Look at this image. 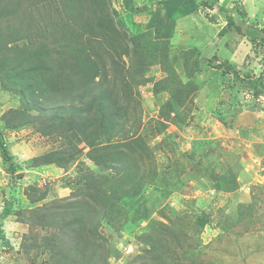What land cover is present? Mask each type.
I'll return each mask as SVG.
<instances>
[{"label":"rangeland","instance_id":"374dc122","mask_svg":"<svg viewBox=\"0 0 264 264\" xmlns=\"http://www.w3.org/2000/svg\"><path fill=\"white\" fill-rule=\"evenodd\" d=\"M219 1L228 10L213 19L235 23L224 35L217 25L202 48L170 43L169 66L181 72H138L133 35L157 37L127 24L133 0H0V130L13 157L5 163L0 150V264H264V184L222 116L261 108L264 92L257 100L196 60L264 83V45L244 33L263 26L244 0ZM147 6L136 22L151 16ZM243 37L252 61L233 64L227 49Z\"/></svg>","mask_w":264,"mask_h":264},{"label":"crops","instance_id":"0c3cea01","mask_svg":"<svg viewBox=\"0 0 264 264\" xmlns=\"http://www.w3.org/2000/svg\"><path fill=\"white\" fill-rule=\"evenodd\" d=\"M137 1H141V3H135L136 0H133L135 7L151 4V16L146 18L145 21L136 22L135 19H133V12L129 9L125 13V18L130 28L132 27V30L134 29L136 30L135 32H139L142 30V26L148 25L153 29L157 38H171L170 41L172 44L184 50L206 46L208 38L212 34V30L216 29L215 26L221 24L216 23L219 19H213V16H217L218 14L214 12L215 8L212 9L208 6H204L201 0ZM242 3L245 12H247L249 16L257 18L260 25L264 27V0H244ZM203 9L206 11L204 15L199 13ZM225 24L227 23H222L218 30L224 28L226 26ZM185 27H187V30H185ZM176 30L182 33L176 35ZM246 40L247 38L243 37L234 52H232L234 49L233 47H228L231 49L227 50L230 53L229 55H231L230 61L233 62V64L237 61L241 63L252 61V59H247V57L250 55L253 56V44L249 43V40ZM238 58H240V60ZM182 67L181 64L180 66L176 65L175 68L177 72H181ZM237 107L241 108V111L237 110L235 113H232L226 112V110L223 112V126L225 129H231L233 136L236 137V146H242V149L246 150L247 157L244 158L243 164L247 166H251V164L255 165L258 170L256 176L258 179L257 182L264 184V174H259L260 170H264V162L262 167H258L259 165L256 163L257 161L264 160V106L258 108L256 106L247 107L241 104ZM247 186H249V184H247Z\"/></svg>","mask_w":264,"mask_h":264},{"label":"trees","instance_id":"16d2710c","mask_svg":"<svg viewBox=\"0 0 264 264\" xmlns=\"http://www.w3.org/2000/svg\"><path fill=\"white\" fill-rule=\"evenodd\" d=\"M104 0H94V2H100V4L103 2ZM202 4L204 6H208L209 8H216L219 7L221 10L223 11H227L228 7H224V5H220V1L219 0H201ZM101 10H98L96 8L95 10V16H102L103 13L105 12L104 10L106 9V5H101L100 6ZM239 6L235 9H238ZM131 10V12L136 13L137 11L141 10L139 8H134L133 4L131 3V6L129 8ZM101 11V13H100ZM117 16L118 12L115 9H112L111 11V16ZM110 16V15H109ZM88 26H91V28L89 29L92 30V27H94V29L97 28L98 26V22L95 23L94 25H91L90 22L86 23ZM235 24L233 19L231 17H229V19L227 20V25L222 28L220 30V34L224 35L229 28ZM83 27V26H82ZM108 27H111L110 25ZM85 28V27H83ZM239 30L243 31L240 26H238ZM87 29V28H86ZM104 30L101 32L100 36L103 34ZM151 32V30L149 31ZM244 33L246 34V36L251 39L254 43H258L260 42L261 45H264V27L260 28V27H255L252 26L244 31ZM95 34L92 33L91 36H94ZM133 37L135 38V43H134V48H133V52L136 55L137 53H140V59H141V64L139 65L138 63H135L134 60L132 61V68L136 69V71L140 72L141 69L147 66H150L152 64H159L162 68L167 67L169 65H171V57H170V52H171V47H170V39H166V38H148L146 36V32L142 31L140 33H137L135 35H133ZM145 39L147 40V43H142L143 41H145ZM131 49H129L127 51V53H130ZM80 53H83L84 55H88L86 58H83V64L86 66H92L95 69V74L100 73L99 69L100 66L97 63L98 60H92L91 56L92 54L89 53H85V51L81 50ZM38 55V54H37ZM36 55V56H37ZM189 58V56L187 55L185 57V60L183 63H187V59ZM198 62V69L202 70L203 67L206 66H211L213 68L219 69L221 70L222 76H223V82L226 85H229L230 87H234L237 83L240 84L241 86H243L244 88L250 90L253 92V94L255 95L256 98H259L258 95H260L262 92H264V83L261 81L262 79L260 78H254L248 74H242L239 69L235 68L234 66H232L230 63H216L215 61H213L214 59H208L205 60L204 62L199 64L198 59H196ZM144 62V65H143ZM147 62V64L145 63ZM100 63V61H99ZM185 63V64H186ZM170 68H172V71L175 72L176 68L174 69L173 66H169ZM88 71H90L88 69ZM177 71V70H176ZM21 77H19L18 79H20ZM94 76H91V79H93ZM20 80L25 81V79L21 78ZM29 80H27L26 82H28ZM88 81V80H87ZM97 96V98H96ZM99 96L101 98H103L101 95L97 94L94 97L99 100ZM222 104H224V101H220ZM238 105H232L230 109H232L231 111H233L234 107H237ZM233 113V112H232ZM137 142V141H136ZM134 143V142H132ZM0 150H1V157L3 158L5 163H8L9 165L13 164V160H12V155L7 147V143L2 135V132L0 130ZM130 181L133 179V175L129 174V177H127ZM224 178L223 179H219L217 182V187L221 188H227V186L224 183ZM103 199V197H94L93 196V200L95 202H97V200L102 201L101 199ZM106 200L109 201V199L107 197H105ZM106 205V204H105ZM209 222L208 217H204L201 216L198 218V223L200 225V227H204L207 223Z\"/></svg>","mask_w":264,"mask_h":264},{"label":"water","instance_id":"95a60500","mask_svg":"<svg viewBox=\"0 0 264 264\" xmlns=\"http://www.w3.org/2000/svg\"><path fill=\"white\" fill-rule=\"evenodd\" d=\"M237 110H238V111H241V108H238V107H234V108H233V111H234V112H236Z\"/></svg>","mask_w":264,"mask_h":264},{"label":"built area","instance_id":"2783aa9c","mask_svg":"<svg viewBox=\"0 0 264 264\" xmlns=\"http://www.w3.org/2000/svg\"><path fill=\"white\" fill-rule=\"evenodd\" d=\"M260 98V97H259ZM259 98H257V100H261V99H259ZM261 98H264V97H261Z\"/></svg>","mask_w":264,"mask_h":264}]
</instances>
